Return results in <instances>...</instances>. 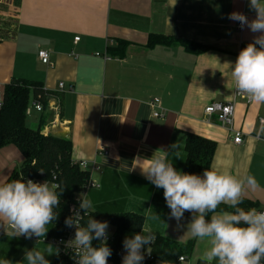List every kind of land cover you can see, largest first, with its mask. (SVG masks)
Listing matches in <instances>:
<instances>
[{
	"label": "crops",
	"instance_id": "crops-1",
	"mask_svg": "<svg viewBox=\"0 0 264 264\" xmlns=\"http://www.w3.org/2000/svg\"><path fill=\"white\" fill-rule=\"evenodd\" d=\"M234 11L255 17L248 0H0V98L13 78L41 82L58 96L55 127L49 126L47 108L32 109L30 115L36 114V125L44 121V133L68 135L72 161L87 163L84 170L98 184L87 191L90 210L139 213L142 228L179 243L193 241L184 264H206L200 257L209 247L207 240L186 232L191 218L184 217L180 225L171 219L163 189L146 180L139 167L130 168L137 156L150 158L157 149H169L174 167L181 170L185 133L197 134L216 143L206 169L254 175L259 187L244 198L264 209V139H253L258 119L264 120V105L235 97L229 68L223 65L234 62L240 47L259 34L228 19ZM151 33L214 48L197 54L178 45L145 48ZM118 39L128 42L123 56L109 55L107 47ZM40 49L48 51L49 64L38 58ZM104 53L108 58L101 57ZM153 98L160 101L158 117L152 115ZM228 101L235 104L233 129L242 132L239 144L226 125L204 113L209 103ZM174 143L181 147L170 149ZM22 159L14 145L0 148V183L19 169ZM154 212L161 220L152 219ZM112 231L109 226L108 233ZM37 241L0 229V258L17 264L25 250L50 244ZM121 250L125 253L123 246ZM54 256L46 257L50 264Z\"/></svg>",
	"mask_w": 264,
	"mask_h": 264
},
{
	"label": "clouds",
	"instance_id": "clouds-1",
	"mask_svg": "<svg viewBox=\"0 0 264 264\" xmlns=\"http://www.w3.org/2000/svg\"><path fill=\"white\" fill-rule=\"evenodd\" d=\"M248 7L255 12L253 19L236 11L228 14L227 18L239 22L241 29L247 27L259 35L239 51L234 62L226 61L223 65L229 68L237 94L247 97L251 103L264 105V0H248ZM253 131L254 140L264 139V120ZM180 147L174 143L170 149L178 150ZM169 155V149H157L150 158L137 156L130 171L139 167L146 180L163 189L170 218L175 219L178 225L186 212L191 214L186 232L193 238L207 240L209 245L200 259L206 264L213 261L216 264H264V211L256 208L246 210L240 206L245 193L259 187L256 177L251 174L237 176L217 169H205L202 174L183 172L174 167ZM176 158H179L178 151ZM51 178L52 182H35L21 176L0 183V229L6 235L27 239L35 236L38 241H44L48 225L58 219L59 213L54 209L60 206L64 191L55 182V172L51 173ZM78 204V208L70 209L72 215L65 218L66 227L75 228L74 239L67 242L74 264H108L112 255L108 246L109 222L89 215L93 201L88 193L79 194ZM221 204L231 210L221 209ZM152 219L161 220L155 212ZM155 240L156 235L144 228L140 233L126 236L122 264H142L145 253H152L151 245ZM94 241H99L98 246H94ZM59 254L60 249L51 244L44 250L34 247L25 250L23 260L17 264H50L46 257ZM0 264H13V261L0 258ZM160 264L173 262L161 260Z\"/></svg>",
	"mask_w": 264,
	"mask_h": 264
},
{
	"label": "trees",
	"instance_id": "trees-1",
	"mask_svg": "<svg viewBox=\"0 0 264 264\" xmlns=\"http://www.w3.org/2000/svg\"><path fill=\"white\" fill-rule=\"evenodd\" d=\"M126 40L118 39L116 44L107 47V53L112 56H123L127 47ZM156 45H178L185 51L201 53L214 48L212 45L200 44L175 36H165L151 33L144 43L145 48ZM246 45H242L240 50ZM259 47V46H257ZM239 50V51H240ZM44 90L41 82L25 78H13L3 87L0 98V148L12 144L18 148L23 159L18 170H13L5 182L18 179L21 176L32 179L52 181L51 173L57 175V183L64 188L61 195L60 206L54 211L58 212V219L49 225L47 236L59 237L65 228V218L68 217L69 206L75 202V197L89 180V172L81 169L71 159V142L68 138L57 137L51 133H43L44 121L39 120L35 128L26 124L28 115L25 109L31 99L46 104V96L50 95ZM216 143L213 140L193 133H185L184 138V164L181 171L200 174L203 169L210 166ZM44 173L41 174L40 171ZM59 191V189H57ZM246 210L258 207L256 202L244 198L240 205ZM221 209L231 210L227 205L221 204ZM89 215L99 221H108L113 228L108 246L112 249V255L108 264H122L119 252L123 246V240L127 233H140L144 221L143 215L135 212L100 213L89 210ZM184 217L191 218L190 213ZM88 217H85V220ZM83 223V222H82ZM156 235V234H155ZM98 246L99 241L93 242ZM193 241L179 243L162 235H156L155 242L151 245L150 257H145L142 264H160L161 260H171L178 264V257L183 256L185 260L190 256ZM147 253H145V256ZM149 255V254H148ZM52 264H74L70 255L60 252L55 255Z\"/></svg>",
	"mask_w": 264,
	"mask_h": 264
},
{
	"label": "built area",
	"instance_id": "built-area-1",
	"mask_svg": "<svg viewBox=\"0 0 264 264\" xmlns=\"http://www.w3.org/2000/svg\"><path fill=\"white\" fill-rule=\"evenodd\" d=\"M75 40L78 39V37L74 38ZM38 58L40 59V61L42 63L45 64H49V54L48 51L44 50V49H40L37 53ZM96 55L98 56L99 54L96 53ZM101 57L108 58L107 54L104 53ZM63 88V83L59 82L58 83V89L61 90ZM234 96L243 99L246 103H250V101L248 100L247 97L243 96V95H239L236 93V91L234 92ZM46 106L39 100L36 99H31L25 109V113L26 115H30L31 110L34 109L35 111L38 112H42L44 110V108H47L51 113V118L49 120V126L50 127H55V122L58 116V110H59V98L56 95H48L46 96ZM150 106L153 109L152 111V115L154 117H158L161 115V107H160V101L158 98H153L150 101ZM234 111H235V104L234 101H228V102H212L209 103L208 105H206L204 107V113L209 117V116H214L216 121L226 125L228 130L231 131L232 133V141L235 144H239L242 142V132L240 130L237 129H233V115H234ZM261 120H263L262 118H259L258 121L260 122ZM44 133V132H43ZM79 167L81 169H86L87 168V163L84 161H80V162H76ZM27 179H31L35 182H43V180H39V179H32V178H26ZM52 182V181H49ZM98 187V184L90 179V172H89V180L88 182L84 185V187L82 188V190L77 194V196L75 197V202L72 203L69 206V213L68 216L72 215V212L70 211V209L76 207H79L78 204V196L80 193H87V191L90 188H95ZM258 211H264V209L258 210ZM74 234H75V228H69L66 227L64 228V232L61 236L59 237H51V236H47L45 237L44 241H48L50 244H52L53 246H55L56 248L58 247L60 249V252L66 253L68 255H70V257L72 258L73 253L70 247H67V242L74 239ZM111 233H108V239ZM31 239L34 240H38L37 237L33 236ZM40 241H43L42 239ZM125 253L121 250L119 252V257L122 258L123 255ZM145 257L149 258L150 255H146ZM185 263V258L183 256H179L178 257V264H184ZM200 264V263H198Z\"/></svg>",
	"mask_w": 264,
	"mask_h": 264
},
{
	"label": "rangeland",
	"instance_id": "rangeland-1",
	"mask_svg": "<svg viewBox=\"0 0 264 264\" xmlns=\"http://www.w3.org/2000/svg\"><path fill=\"white\" fill-rule=\"evenodd\" d=\"M37 119L36 114H31L27 117L26 124L32 128L36 127ZM108 231V230H107Z\"/></svg>",
	"mask_w": 264,
	"mask_h": 264
},
{
	"label": "water",
	"instance_id": "water-1",
	"mask_svg": "<svg viewBox=\"0 0 264 264\" xmlns=\"http://www.w3.org/2000/svg\"><path fill=\"white\" fill-rule=\"evenodd\" d=\"M53 135H55V136H57V137L64 138V139L68 138V137H67L68 135L63 134V133H54Z\"/></svg>",
	"mask_w": 264,
	"mask_h": 264
}]
</instances>
